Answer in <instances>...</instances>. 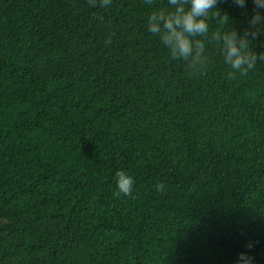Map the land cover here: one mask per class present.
<instances>
[{
	"label": "trees",
	"instance_id": "trees-1",
	"mask_svg": "<svg viewBox=\"0 0 264 264\" xmlns=\"http://www.w3.org/2000/svg\"><path fill=\"white\" fill-rule=\"evenodd\" d=\"M166 6L0 0V264H264V61L171 60Z\"/></svg>",
	"mask_w": 264,
	"mask_h": 264
},
{
	"label": "clouds",
	"instance_id": "clouds-1",
	"mask_svg": "<svg viewBox=\"0 0 264 264\" xmlns=\"http://www.w3.org/2000/svg\"><path fill=\"white\" fill-rule=\"evenodd\" d=\"M89 2L93 6L97 4V0ZM110 3L111 0H99L101 7L106 8ZM145 3L151 5L153 0H145ZM220 3L221 0H167L166 7L155 8L148 14L146 30L159 38L171 60L185 62L193 72L206 68L208 46L212 45L234 73L245 74L264 61V47L261 46L264 40V0H230L244 13L242 26L234 22ZM114 179L120 193H132L134 178L126 170H117ZM156 188L162 191L163 184L158 183ZM257 243L247 240L234 264H255L252 252Z\"/></svg>",
	"mask_w": 264,
	"mask_h": 264
}]
</instances>
